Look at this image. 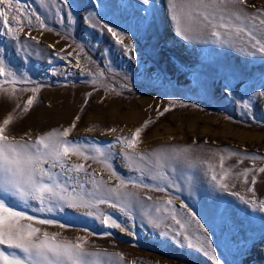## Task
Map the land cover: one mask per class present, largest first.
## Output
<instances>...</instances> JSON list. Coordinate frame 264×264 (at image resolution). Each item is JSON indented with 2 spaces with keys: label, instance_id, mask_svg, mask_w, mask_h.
I'll return each instance as SVG.
<instances>
[{
  "label": "rangeland",
  "instance_id": "1",
  "mask_svg": "<svg viewBox=\"0 0 264 264\" xmlns=\"http://www.w3.org/2000/svg\"><path fill=\"white\" fill-rule=\"evenodd\" d=\"M86 3L87 0H72L73 11H78L81 17L85 16L86 13L80 9ZM156 4L153 34L147 41L140 39L139 44L147 48L153 46L157 48L160 55L155 60L159 68L168 69L169 58L175 56L179 61L177 66L181 67L187 83L179 85L178 88L157 85L143 87L137 91L140 81L129 79L131 76L129 61L116 50L114 41L110 39V34H107L106 30L105 35L100 36L90 27L85 28L83 22L77 24L75 28H66L59 23L58 5L55 0H20V8L26 9L33 20L32 27H28L25 19L22 31L18 32L20 40L31 45L23 50L28 55H17L14 41L3 34L6 29L2 27L0 47L6 50L7 62L14 70L20 75L30 76L34 83H0V123L12 115L13 121L9 125L11 135L17 140L34 141L50 131H63L75 121L76 127L67 139L88 141L82 144L87 152L96 144L115 141L117 137H130L136 128L141 127L146 121H152L142 133L135 149H123L119 144L114 145L113 151L117 154L115 168L126 180L136 182H139L142 170L145 184L160 182L159 174L163 173L165 181H171L181 190L175 191L170 188L168 192L155 191L134 187L129 183L121 191L137 193L147 205L172 198L180 219L184 218L186 212L179 208L184 202L201 216H205L207 194L211 192L213 197L228 206L236 239L239 241V244L230 243L225 247L217 240L220 264H236L240 260H243L244 264H264V240L261 239L264 235V208L261 207V204H264V173L258 172L259 168L264 167V159L253 160L233 156L229 151L246 153L248 157L252 155L264 157V108L256 109L253 118L251 112L245 115L239 106L228 101L206 99L202 87L207 79L204 75L205 70L222 63L236 64L239 50L221 46L211 40H182L176 36L166 19L162 0H156ZM249 4L264 8V0H249ZM3 7L8 9L7 4ZM15 7L16 5H13V9ZM137 7L129 8L126 15L135 16ZM248 11L252 12L253 9L248 8ZM37 15L45 21L47 26L44 29H41L39 22L36 21ZM151 19L150 16L149 20ZM18 27L19 24H14V30ZM82 30L93 32L92 37H85L87 42L80 39ZM32 37H35V40ZM128 42L126 37L124 43ZM50 45L52 47H49ZM108 47L112 48V63L101 55ZM61 56L67 59L61 60L59 58ZM247 59L251 61L248 67L255 77H260L264 72V60L260 59V54L249 55ZM185 62L187 66H184ZM88 73L96 75L89 76ZM168 75H172L171 71ZM4 80V77H0V81ZM92 80L95 82H90ZM37 85L40 90L34 94L31 89ZM256 85L259 90L258 80ZM89 93L90 96L87 95ZM33 95L36 99L29 111L24 113L23 107ZM85 100L88 101L87 104ZM170 100H175V103L170 104ZM17 104L20 105L19 108ZM165 108L172 110L160 115ZM77 116L80 117L79 120H76ZM110 129L115 131H109ZM184 148L190 151L175 161L158 159L156 155L158 153L170 155L172 150ZM123 151L145 154L144 159L135 160L130 170L120 155ZM214 153L216 155H213ZM185 155L195 162L193 167L184 163ZM221 156L224 157L223 166ZM68 159L72 164L84 163L87 171L94 173L96 179L108 181V187L119 184V181L111 177L100 163L91 159L84 161L76 155H71ZM209 164L218 178L227 173L224 182L229 186L228 191H212L213 181L208 170ZM246 169L257 170L249 172V183H244L242 175ZM80 175L83 176V173ZM252 175H256L257 183L254 186L255 191L249 192L248 189L253 187L250 183ZM153 176L157 179L153 180ZM190 181L194 189L189 187ZM87 187L91 189L90 184ZM231 193L243 196L249 203L241 202L238 196ZM146 197H151V200H146ZM253 200L256 202L255 205L251 203ZM14 203L17 208L22 206L21 202ZM35 203L30 201L29 207ZM99 208L105 213H111L122 225L133 223L107 204H101ZM88 211L68 209L67 212L73 217L70 221L72 226L68 228L35 223L33 226L41 228L42 231L59 234L58 239L73 242L78 238L86 239L88 242L85 245L86 250L101 253L99 259L102 264H211L210 256L199 251L170 240L162 242L163 238L157 235V232L167 230L170 226L179 227L163 211L157 213L155 208L151 209L152 215L160 223V228L154 231L142 221V211L137 208L138 215L133 230L138 239H134L129 232H122L119 228L108 229L102 226L99 220L84 215ZM52 218L64 221V214ZM107 231H111L112 235L89 234ZM189 231L195 243V236L200 234L195 223L191 224ZM215 235L220 236L218 229ZM249 237L256 239V245L246 255L241 256L238 249L243 247L245 239ZM121 256L123 259H120Z\"/></svg>",
  "mask_w": 264,
  "mask_h": 264
},
{
  "label": "snow or ice",
  "instance_id": "2",
  "mask_svg": "<svg viewBox=\"0 0 264 264\" xmlns=\"http://www.w3.org/2000/svg\"><path fill=\"white\" fill-rule=\"evenodd\" d=\"M55 2L58 5L59 23L66 28H75L77 24L83 22L85 28L90 27L100 36L105 35V30L107 34H110L116 50L126 56L129 61L131 72L129 79L140 81L137 91L143 87L157 85L178 88L179 85L187 83L181 67L177 66L179 61L175 56L169 58V68L162 69L156 66L158 62L155 58L160 55L157 48L155 46L147 48L139 44L140 39L147 41L153 34L156 0H87L80 9L86 13L83 17L79 16L78 11H73L72 0H55ZM5 4L8 5V9L3 7ZM162 4L172 30L182 40H211L221 46L239 50L236 64L222 63L205 70L204 75L207 79L202 85L203 92L206 99L217 102L228 101L239 106L245 115L251 112L254 118L255 110L264 108V72L260 77H255L248 67L251 61L247 57L259 53L260 59L264 60V8L249 4V0H162ZM13 5H16L15 9ZM19 5L20 0H0V27L6 29L3 34L14 41L18 56L28 55L23 50L31 47L26 41H21L18 35L24 26L23 21L27 20L28 27L33 25L32 16ZM134 6H138L135 16L126 15L128 9ZM248 8L253 11L249 12ZM150 16L151 20H149ZM35 19L39 22L41 29L47 26L40 16H35ZM14 24H19L20 27L14 30ZM93 32L82 30L80 39L87 42L85 37H92ZM126 37L129 41L127 44L124 43ZM32 39L35 40V37ZM36 43L39 42L36 41ZM249 49L252 51L250 52ZM111 53L112 48L108 47L101 55L107 57L109 63H112ZM59 58L67 59L63 56ZM48 63L50 65L51 61L49 60ZM77 66H79V60H77ZM184 66H187L186 62ZM169 71L172 73L171 76L168 75ZM87 75L95 76L96 74L88 73ZM125 75L127 76L128 73ZM0 77L5 78L0 83H34L30 76L18 74L7 62L6 50L3 47H0ZM257 80L259 90L256 85ZM39 90V85L31 89L34 94ZM35 99L36 96L33 95L27 100L23 107L24 113L29 111ZM87 103L88 101L85 100V104ZM171 103H175V100H170ZM193 106L200 107V105ZM17 107L19 108L20 105L17 104ZM171 110V108H165L160 115ZM79 119L80 117L77 116L76 120ZM12 121L13 116L9 115L0 123V246H2L0 247V264H102L99 259L101 253L86 250L85 245L88 243L86 239L78 238L76 242L58 239L59 234L42 231L41 228L33 226L35 223L60 228L71 227L70 221L73 217L67 212L68 209H88L89 211L84 213L85 216L99 220L102 226L108 229L119 228L122 232H129L134 239H138L133 230L138 215L137 208L142 211V221L151 226L154 231L160 228V223L152 215L151 209L155 208L157 213L163 211L179 227L170 226L167 230L157 232V235L163 238L162 242L170 240L199 251L210 256L211 264H220L217 240L225 247H228L230 243L239 244L228 206L213 197L211 192L207 194L208 205L205 208V216H201L184 202L179 208L186 212L184 218L180 219L172 198L147 205L137 193L121 191L129 183L134 187L155 191L168 192L170 188L175 191L181 190L171 181H165L163 173L159 174L160 182L145 184L142 170L140 180L136 182L126 180L115 168L114 161L117 154L113 151L114 145L119 144L123 149H135L141 140L142 133L152 121H146L141 127L136 128L130 137H117L115 141L96 144L91 151L87 152L82 144L88 141L67 139L76 127L75 121L63 131H50L40 135L34 141L17 140L12 136L9 129ZM109 131H115V129ZM189 151L188 148L174 149L170 155L159 153L156 155L158 159L175 161ZM229 151L233 156L253 160L264 159L257 155L248 157L246 153ZM71 155H76L84 161L91 159L100 163L108 170L111 177L119 181V184L108 187V181L96 179V175L88 172L84 163H69L68 158ZM120 155L131 170L133 162L137 159L143 160L145 154L123 151ZM220 161L223 166V156ZM184 163L189 167L195 164L186 155ZM57 168L59 171H56ZM208 170L211 172L213 181L212 191H228L229 186L224 182V176L227 173L218 178L211 164L208 165ZM250 171L257 170H244L242 173L244 183H249ZM258 172L264 173V167L259 168ZM81 173L83 176L80 175ZM152 178L157 179L156 176ZM250 183L253 187L248 191L254 192V186L257 183L256 175H252ZM89 184L91 189L87 187ZM189 187L194 189L191 181ZM231 194L238 196L237 193ZM238 198L243 203H249L243 196ZM145 199L151 200V197ZM30 201L36 203L29 207ZM14 202H21L22 206L17 208ZM251 203L255 205L256 202L253 200ZM101 204L117 209L133 223L122 225L111 213L101 211L99 208ZM261 207L264 208V204H261ZM59 214H64V221L52 218ZM192 223H195L200 232L195 236V243L189 231ZM216 229L220 232L219 237L215 235ZM89 234L110 236L112 232L98 234L89 232ZM261 239L264 240V235ZM255 245V238L245 239L243 247L238 249L239 254L246 255ZM92 257L96 259H91ZM120 259L123 257L121 256ZM236 264H244V262L240 260Z\"/></svg>",
  "mask_w": 264,
  "mask_h": 264
},
{
  "label": "bare ground",
  "instance_id": "3",
  "mask_svg": "<svg viewBox=\"0 0 264 264\" xmlns=\"http://www.w3.org/2000/svg\"><path fill=\"white\" fill-rule=\"evenodd\" d=\"M139 230H141V229H139ZM146 236V235H145Z\"/></svg>",
  "mask_w": 264,
  "mask_h": 264
}]
</instances>
